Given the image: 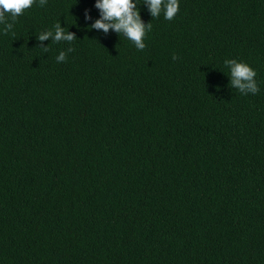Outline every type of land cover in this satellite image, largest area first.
Returning <instances> with one entry per match:
<instances>
[{"label":"trees","instance_id":"trees-1","mask_svg":"<svg viewBox=\"0 0 264 264\" xmlns=\"http://www.w3.org/2000/svg\"><path fill=\"white\" fill-rule=\"evenodd\" d=\"M96 2L0 23V264H264V0H134L143 50Z\"/></svg>","mask_w":264,"mask_h":264},{"label":"clouds","instance_id":"clouds-1","mask_svg":"<svg viewBox=\"0 0 264 264\" xmlns=\"http://www.w3.org/2000/svg\"><path fill=\"white\" fill-rule=\"evenodd\" d=\"M36 0H0V23L6 25L4 32L7 34L13 28L17 17L31 8ZM40 5L44 6L47 0H39ZM149 5V11L153 18L164 13L166 20H173L179 12V0H145ZM96 8L100 10L101 17L97 19L91 28L103 30L107 33L110 29L117 33H122L125 38L130 40L138 50H143L146 47L144 38L147 31L151 30V23L145 25L141 19L140 11L137 8L134 0H97ZM6 17H10L12 22H8ZM85 18L91 19L89 11H85ZM39 40L45 41L52 38L54 42L68 41L75 39L74 33H68L61 28L60 23H56L54 31L49 30L39 34ZM48 51L47 48L44 49ZM73 51V49H69ZM177 59V57H173ZM57 62L66 60V53L60 52L56 57ZM225 65L229 68L231 76L230 87L238 89L242 94H256L260 91L255 77L257 72L247 63L238 62L235 59L225 60Z\"/></svg>","mask_w":264,"mask_h":264}]
</instances>
